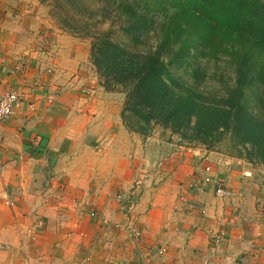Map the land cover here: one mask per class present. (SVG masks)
<instances>
[{
  "label": "crops",
  "instance_id": "obj_1",
  "mask_svg": "<svg viewBox=\"0 0 264 264\" xmlns=\"http://www.w3.org/2000/svg\"><path fill=\"white\" fill-rule=\"evenodd\" d=\"M23 13L0 0V94L21 100L0 124V264H144L132 251L134 220L118 209V194L126 204L138 183L143 253L168 250L148 264H264L255 188L217 153L187 155L131 132L83 69L84 50L15 52ZM207 166L232 197L205 182ZM118 239L130 241L125 254Z\"/></svg>",
  "mask_w": 264,
  "mask_h": 264
},
{
  "label": "trees",
  "instance_id": "obj_2",
  "mask_svg": "<svg viewBox=\"0 0 264 264\" xmlns=\"http://www.w3.org/2000/svg\"><path fill=\"white\" fill-rule=\"evenodd\" d=\"M40 1L56 6L58 21L90 29L78 18L91 7L87 0ZM98 1L94 18L110 28L94 33L92 61L107 90L126 93L122 118L131 132L147 137L161 125L199 141L230 132L264 162V117L246 102L254 83L264 85V0ZM152 12L162 22L156 47L148 43ZM117 24L132 42L115 40ZM218 55L233 65L235 83L208 92L200 79ZM182 67L191 78L179 74Z\"/></svg>",
  "mask_w": 264,
  "mask_h": 264
},
{
  "label": "rangeland",
  "instance_id": "obj_3",
  "mask_svg": "<svg viewBox=\"0 0 264 264\" xmlns=\"http://www.w3.org/2000/svg\"><path fill=\"white\" fill-rule=\"evenodd\" d=\"M12 2L15 9L20 8L24 11L23 14L15 17L13 25L18 29V32H16L18 36L16 38L18 39L17 43L19 46L17 47V44H15L16 41H14V47L16 48L15 52L19 50L26 57H36L33 55L38 54V56H41L46 53L56 51V48L62 44L68 46V49H72V51H78V49L81 51L84 50L85 52L81 53V56L85 58L83 69L90 76H97L98 82L102 83L101 87L108 92L106 94L109 96V99L113 103H117L123 111L126 93L122 91L121 88H118L117 90H107L104 87V79L100 76L91 57L94 33H97V29L98 33H100V29L108 30L110 28V21L101 23V20L94 18L97 11H100V1L87 0V3L91 6L89 7L90 10L88 9L87 11L80 13V16H78L80 21L87 19L90 25H85L90 27L89 30L76 28L77 25L70 26L67 22H62L61 19L58 21V18L54 16L58 13V9L54 4L46 5L40 0H12ZM63 12L64 10L62 13ZM151 16L155 17L156 22L154 26H156V29L150 31L151 35L148 43L152 44V47H156L160 41L158 40L157 35H161L160 25L162 22L156 17L157 13L152 12ZM118 25L119 24L115 26L117 30L115 33L116 35L114 36L115 40L122 37L125 41L132 42L127 36H125L126 34L119 29ZM141 46L144 45L141 44ZM227 61L228 58L226 55H218L216 59L214 58L208 63L206 62L207 65H204V68L207 69V73L202 68L204 72L202 73L200 84L208 92L223 91L224 87L234 85L236 78L235 70L233 65ZM203 63H205V60ZM179 74L184 75L185 78H191L190 76H187L184 67L180 69ZM259 95H263V101L261 103L259 102ZM246 96V102L249 107L253 108L259 115L264 117V85L254 83L251 88L247 90ZM137 134L145 139L149 137H156L160 140L170 142L177 147H180L183 152L186 151L187 155H190V153H198L199 155L217 153L220 157H222V161L226 163V166L230 167L231 171L236 172V174H240L242 176V180H246L250 184L249 187L255 188L252 191L253 206L264 213V162H262V158L255 156V153L252 152V150H248L247 148L245 149V146H242V143H239L236 138H233V134L230 132L223 133L222 135L220 133H216L214 134L215 136L210 137L207 141H199L195 140L193 137L184 139L181 135L173 134L170 129H166L161 125H155L150 136L144 137L140 133ZM213 183L216 188L221 182L217 181V183H215L214 181L209 184ZM138 185L136 184L133 189L132 198L129 196L125 197L124 201L126 204L122 203L124 197L123 195L125 193L118 194V209L119 212L123 216H126L130 221L134 220V222H132L133 225L130 224L133 226V232H131V235L133 236L132 242L134 248L132 251L134 253V258L141 260L144 264H148L153 262L154 257H157L155 254L161 256L168 250L165 249L166 251H164L162 250L163 248L157 249L150 247V251L143 253V230L141 227H137L136 225L138 222L136 218L137 207L139 205V198L142 194L141 187L139 188ZM248 191L249 189H247V192ZM93 213L94 215H97L96 212ZM236 214L238 216V211H236ZM133 216H135L136 220ZM262 220L264 221V216ZM104 225L108 226L109 224L104 222ZM261 228H263V230L260 231L259 237L261 238L260 248L263 257L262 262H264V223ZM117 242L119 243L121 253L125 254L126 248H129L130 246V241L128 239L127 241L125 239H118ZM156 264H159V262Z\"/></svg>",
  "mask_w": 264,
  "mask_h": 264
},
{
  "label": "built area",
  "instance_id": "obj_4",
  "mask_svg": "<svg viewBox=\"0 0 264 264\" xmlns=\"http://www.w3.org/2000/svg\"><path fill=\"white\" fill-rule=\"evenodd\" d=\"M20 102H21L20 96L17 92H8V93L0 94V124L4 123L5 121H7L9 118L12 117L15 108L20 105ZM212 170L213 169L211 166H207L206 168L207 175L204 178L206 183H210V182L212 183L215 180L214 177L210 174L212 173ZM215 192L220 197L233 196V191L228 186L222 183H219V185H217V187L215 188ZM225 234H226L225 232H222L221 236L224 237ZM263 237H264V233H263Z\"/></svg>",
  "mask_w": 264,
  "mask_h": 264
}]
</instances>
